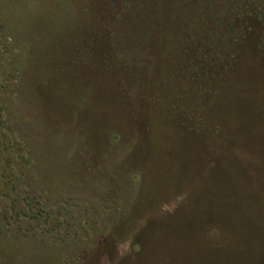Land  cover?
<instances>
[{
    "label": "rangeland",
    "instance_id": "obj_1",
    "mask_svg": "<svg viewBox=\"0 0 264 264\" xmlns=\"http://www.w3.org/2000/svg\"><path fill=\"white\" fill-rule=\"evenodd\" d=\"M0 264H264V0H0Z\"/></svg>",
    "mask_w": 264,
    "mask_h": 264
}]
</instances>
